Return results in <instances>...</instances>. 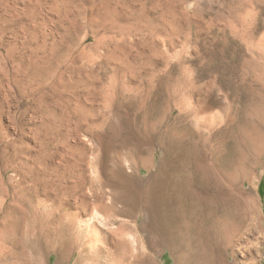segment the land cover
Instances as JSON below:
<instances>
[{
	"label": "rangeland",
	"instance_id": "374dc122",
	"mask_svg": "<svg viewBox=\"0 0 264 264\" xmlns=\"http://www.w3.org/2000/svg\"><path fill=\"white\" fill-rule=\"evenodd\" d=\"M202 130L261 222L255 252L237 247L236 261L264 264V0H0V264H75L97 194L110 202L117 175L146 179L167 136L170 174L186 179ZM181 192L155 203L171 245L136 241L137 264H202ZM228 202L227 231L250 238L242 201ZM132 215L95 219L87 241L114 249Z\"/></svg>",
	"mask_w": 264,
	"mask_h": 264
},
{
	"label": "bare ground",
	"instance_id": "6f19581e",
	"mask_svg": "<svg viewBox=\"0 0 264 264\" xmlns=\"http://www.w3.org/2000/svg\"><path fill=\"white\" fill-rule=\"evenodd\" d=\"M200 111L198 113H204L203 110ZM201 120L198 121L197 119L198 122H201ZM217 131L214 130V133L216 134ZM207 133L205 130L198 133L197 141H191V138H189V142L191 141L190 143H192L191 146L198 147L194 151L196 158L195 172L192 175H188L186 179H179L177 176L170 174L168 155L169 146L173 143V140L167 136L160 142L162 152L158 165L152 169L146 179L140 175V169H137L138 176L117 175L118 182L123 181L125 186L114 188L112 190L113 197L108 203L103 204L102 191L99 192L97 199L95 198L96 203H91L94 206V215L89 216L85 222L80 224L81 236L77 242L74 241L69 247L71 253L77 255L75 264H137L138 257L134 253L137 247L133 244L136 241H139L142 249L157 250L160 247L171 245L157 232L155 204L161 193L170 188L174 190L180 188V191L189 195L196 205L195 218L187 229L194 234L202 264H238L235 258V249L237 247L243 246L246 252L254 251V245L257 246L259 243L256 241L258 239L256 231L261 226L260 220L257 221L255 218L252 220L255 205L249 200L243 184L241 187H235L237 186V181H235L237 175L233 179L223 172L222 167L229 166L231 161L228 156L220 151L217 139L218 143L215 140L214 150H210L212 152L209 155V149H207L209 136ZM257 150L261 151L259 147ZM237 153L239 155L238 151ZM232 194H235L237 199L242 201L244 207L243 218L240 222L244 223L250 219L248 224V236L250 235V238L238 239L237 241L233 237L240 230L241 226L239 224L234 226L235 231H233V234L227 231L229 230V224L223 214H226L227 203H229L228 201ZM135 212H137L136 220L132 223L121 221L117 229L113 230L117 234L115 236L120 235L118 242L115 240L116 243L113 244L114 249L104 244L99 236L95 237L91 242L87 241L88 233L86 230L94 227L95 219H98L103 226L109 227V225H113L111 222L116 220L118 214L131 216ZM123 229L136 231L138 235L133 237L132 240H128L123 235L121 236ZM110 230L112 231V227ZM142 249L140 250L142 251ZM174 249L172 250L173 252ZM142 260L144 261V259Z\"/></svg>",
	"mask_w": 264,
	"mask_h": 264
}]
</instances>
